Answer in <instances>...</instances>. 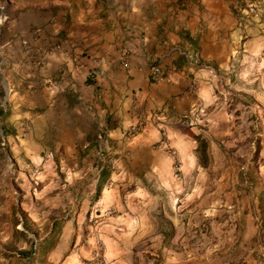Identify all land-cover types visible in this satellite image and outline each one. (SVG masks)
Here are the masks:
<instances>
[{
    "label": "crops",
    "instance_id": "1",
    "mask_svg": "<svg viewBox=\"0 0 264 264\" xmlns=\"http://www.w3.org/2000/svg\"><path fill=\"white\" fill-rule=\"evenodd\" d=\"M239 1L0 0V230L42 167L93 168L100 135L116 183L104 200L153 182L166 214L164 198L201 175L199 142L220 158L227 94L263 85L264 20L241 26Z\"/></svg>",
    "mask_w": 264,
    "mask_h": 264
},
{
    "label": "rangeland",
    "instance_id": "2",
    "mask_svg": "<svg viewBox=\"0 0 264 264\" xmlns=\"http://www.w3.org/2000/svg\"><path fill=\"white\" fill-rule=\"evenodd\" d=\"M249 5L257 15L245 14ZM234 11L241 26L264 20L261 0H241ZM255 81L252 94H227L233 126L220 158L199 142L201 175L164 198L166 214L153 182L139 194L125 183L104 200L115 168L95 149L89 171L57 162L42 167L25 199L15 190L0 264H264V82Z\"/></svg>",
    "mask_w": 264,
    "mask_h": 264
},
{
    "label": "built area",
    "instance_id": "3",
    "mask_svg": "<svg viewBox=\"0 0 264 264\" xmlns=\"http://www.w3.org/2000/svg\"><path fill=\"white\" fill-rule=\"evenodd\" d=\"M256 11H257V9L255 8L254 5H249L248 9L245 10L244 12H245V14H254V15H257ZM190 57H191V56H190ZM191 58H192V57H191ZM151 75H152L153 77H157V76H159V75H162V71H161V69H160L159 67L154 66V67L151 68ZM191 88H192V90H195L196 86H195L194 84H192V85H191ZM195 115H196V114H194V117H195ZM136 131H137V128H136V127H130V128L127 130V132H128L129 134H134ZM98 140H99V147L97 148V154H98L99 156H101L102 153H104V152L106 151V139H105V137H104L103 135H100V136L98 137ZM168 151H169V154H170L171 158L174 160V165H173V167H174L175 169H178V168H177V167H178V161H177V159H176V158H177L176 153H175L173 150H170V149H168ZM101 162H102V163H103V162L105 163V159H104V160H101Z\"/></svg>",
    "mask_w": 264,
    "mask_h": 264
}]
</instances>
